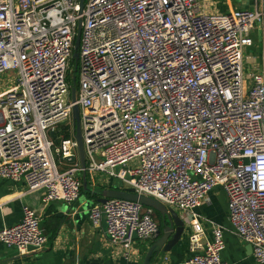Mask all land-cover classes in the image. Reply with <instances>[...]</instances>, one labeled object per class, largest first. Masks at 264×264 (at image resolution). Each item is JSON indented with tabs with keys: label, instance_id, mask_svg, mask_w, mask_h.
<instances>
[{
	"label": "built area",
	"instance_id": "obj_1",
	"mask_svg": "<svg viewBox=\"0 0 264 264\" xmlns=\"http://www.w3.org/2000/svg\"><path fill=\"white\" fill-rule=\"evenodd\" d=\"M257 28L264 37V0L230 12L205 0H0V179L44 190L45 203L76 202L85 170L93 187H134L187 214L185 264H230L223 226L208 221L209 234L196 212L220 187L232 229L264 264V72H247L245 55ZM75 105L85 169L67 161ZM22 214L0 243L45 249L42 217L28 204ZM89 219L127 257L160 229L153 208L127 199L94 204Z\"/></svg>",
	"mask_w": 264,
	"mask_h": 264
},
{
	"label": "crops",
	"instance_id": "obj_2",
	"mask_svg": "<svg viewBox=\"0 0 264 264\" xmlns=\"http://www.w3.org/2000/svg\"><path fill=\"white\" fill-rule=\"evenodd\" d=\"M259 1L225 0V6H222L218 12L253 8ZM252 38L253 45L245 51L246 71L256 69L264 72V37L259 28L253 31ZM97 186H92L88 176L91 195L82 194L73 204L63 201L45 203L44 190L28 193L24 192V185L0 179V229L20 222L23 216L22 206L28 204L42 217L41 227L48 236L45 249L29 254H20L16 248L0 243V264H145L146 255L158 235L136 241L131 255L127 257L122 246L113 244L109 240L106 223L103 222L101 226L94 227L89 219L91 206L99 203L97 200L99 196L93 191L119 188V182L110 186L109 184L99 185L102 188L100 190L96 189ZM177 212L187 224L183 238L173 245L170 251L156 249L151 264H185L191 255L188 246L190 225L187 222V214L185 215L182 211ZM196 212L204 218L209 234L211 232L208 221L223 226L226 245L222 257L225 261L230 264H261L254 258L251 245L242 240L232 229L228 200L222 188H215L210 193V200ZM57 225L58 228H56Z\"/></svg>",
	"mask_w": 264,
	"mask_h": 264
},
{
	"label": "water",
	"instance_id": "obj_3",
	"mask_svg": "<svg viewBox=\"0 0 264 264\" xmlns=\"http://www.w3.org/2000/svg\"><path fill=\"white\" fill-rule=\"evenodd\" d=\"M80 39H81V25L79 24L75 45H74V52L72 56V61L75 62L76 71L78 70V61L80 56V52H79ZM76 92H77V88L73 86L71 89L73 102L76 101ZM73 122L75 127V138L78 145L77 146L78 157L72 156L70 159H67V161L70 164H74L78 160L81 167L85 169L87 161L85 155V147L83 143L79 107L77 105L73 107ZM51 136L56 137L54 131L51 132ZM82 179H83V187L85 189H89L88 176L86 170L83 173ZM93 193L99 196L97 199L99 203H105L108 199H127V200L140 202L144 206L151 207L162 215L164 219L163 227L160 228L157 232L158 237L154 241V243L152 244L146 255L145 264H151V259L156 249L158 251L161 250L170 251L173 245H175L176 243L182 240L183 235L186 231V225H187L186 220L183 219L180 213L177 212L175 209L167 207L165 204H163L161 201L157 200L156 198L148 195L138 194L134 187L107 188L102 191H93Z\"/></svg>",
	"mask_w": 264,
	"mask_h": 264
},
{
	"label": "trees",
	"instance_id": "obj_4",
	"mask_svg": "<svg viewBox=\"0 0 264 264\" xmlns=\"http://www.w3.org/2000/svg\"><path fill=\"white\" fill-rule=\"evenodd\" d=\"M71 65H72V69H71L72 71H71V75H69V78L72 81V83H74L76 81V79L74 81V78L77 77V71L75 70V62H73ZM58 134H59V136L63 135L64 138H67V137H69L71 135V132H70V129L68 127H65V128H63L62 132H59ZM81 193L82 194H89V195H91L92 192H91L90 189H85L84 187H82ZM155 215H156L157 219L159 220L158 222H159L160 228H162L163 227V223H164V220L162 218V215L159 212H157V211H155ZM56 228H58V225H57Z\"/></svg>",
	"mask_w": 264,
	"mask_h": 264
},
{
	"label": "rangeland",
	"instance_id": "obj_5",
	"mask_svg": "<svg viewBox=\"0 0 264 264\" xmlns=\"http://www.w3.org/2000/svg\"><path fill=\"white\" fill-rule=\"evenodd\" d=\"M239 1H241V0H239ZM205 3L207 5V9H208L209 12H218V11L221 10L222 6H225V0H205ZM100 177H102V174H100ZM102 184H103V182L99 181L98 182V186L96 187V189H98V190L102 189L99 186V185H102Z\"/></svg>",
	"mask_w": 264,
	"mask_h": 264
}]
</instances>
